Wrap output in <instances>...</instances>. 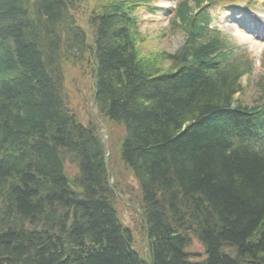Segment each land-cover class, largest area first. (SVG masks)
Masks as SVG:
<instances>
[{
  "label": "trees",
  "instance_id": "trees-1",
  "mask_svg": "<svg viewBox=\"0 0 264 264\" xmlns=\"http://www.w3.org/2000/svg\"><path fill=\"white\" fill-rule=\"evenodd\" d=\"M150 2L0 0V264L264 262V105L234 99L249 67L230 60L204 0L179 5L175 53L140 50ZM66 66L124 129L147 257L118 217L99 125L70 107Z\"/></svg>",
  "mask_w": 264,
  "mask_h": 264
},
{
  "label": "rangeland",
  "instance_id": "rangeland-1",
  "mask_svg": "<svg viewBox=\"0 0 264 264\" xmlns=\"http://www.w3.org/2000/svg\"><path fill=\"white\" fill-rule=\"evenodd\" d=\"M177 0H158L155 4L174 8ZM249 2L251 5L260 6L262 0H241ZM247 2V3H248ZM224 0H216L212 13L217 17L216 24H219L228 35L230 40L238 45L248 46L254 51L255 67L250 75H245L243 79L242 91L237 93V99L243 105L259 103L261 95L258 81L262 76L260 66V47L264 48V37L247 35L246 30L237 29L231 23L234 17L248 15H258L264 10L260 7L240 8L232 11L231 7H223ZM252 7V6H251ZM171 9V10H172ZM253 9V10H252ZM141 16L144 11H140ZM170 13V11H169ZM167 11H161L157 14H144L145 21L141 24V31L144 34V42L140 46L144 52H175L183 43V33L181 25L175 27L169 18ZM79 23L87 29L86 14L84 10L78 13ZM66 77L68 80L67 88L69 93V104L76 116L84 123L89 121L96 122L101 129L102 140L105 145L108 169L111 178V184L115 189V208L121 223L128 227L133 234L134 249L142 257H147V242L143 221L141 217L142 202L139 185L134 178L131 170L125 166L120 156V143L124 135V129L115 122L108 121L102 116H97L96 109L92 101V83L91 79L82 76L76 69L65 67ZM75 168L66 163V171L72 175ZM194 258L201 259L205 256L203 246L194 240L188 249Z\"/></svg>",
  "mask_w": 264,
  "mask_h": 264
},
{
  "label": "bare ground",
  "instance_id": "bare-ground-1",
  "mask_svg": "<svg viewBox=\"0 0 264 264\" xmlns=\"http://www.w3.org/2000/svg\"><path fill=\"white\" fill-rule=\"evenodd\" d=\"M264 0H262V2H263ZM258 25H259V28H261V29H259V30H264V25H263V23L261 22V21H259L258 22ZM139 253V252H138Z\"/></svg>",
  "mask_w": 264,
  "mask_h": 264
},
{
  "label": "water",
  "instance_id": "water-1",
  "mask_svg": "<svg viewBox=\"0 0 264 264\" xmlns=\"http://www.w3.org/2000/svg\"><path fill=\"white\" fill-rule=\"evenodd\" d=\"M257 264H264V263H262V262H258Z\"/></svg>",
  "mask_w": 264,
  "mask_h": 264
}]
</instances>
